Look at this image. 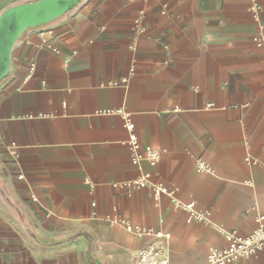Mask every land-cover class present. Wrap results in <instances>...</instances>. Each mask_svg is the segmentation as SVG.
<instances>
[{"label":"crops","instance_id":"crops-1","mask_svg":"<svg viewBox=\"0 0 264 264\" xmlns=\"http://www.w3.org/2000/svg\"><path fill=\"white\" fill-rule=\"evenodd\" d=\"M21 1L0 0V10ZM259 4L253 17L249 0H83L21 36L0 82V264H134L148 244L169 264H205L226 246L221 231L257 227ZM117 109L138 142L159 152L156 166L130 162L128 131L110 113ZM142 173L173 195L132 186ZM173 201L194 202L206 216L188 222ZM120 220L170 238L138 237ZM234 264H264V254Z\"/></svg>","mask_w":264,"mask_h":264},{"label":"built area","instance_id":"built-area-1","mask_svg":"<svg viewBox=\"0 0 264 264\" xmlns=\"http://www.w3.org/2000/svg\"><path fill=\"white\" fill-rule=\"evenodd\" d=\"M248 10L253 17H255L261 10L259 0H249ZM142 17L143 12H139L134 18L133 26L135 31L139 30ZM253 42L257 47H264V38L260 35L255 36ZM108 85L118 86L119 84L118 82H111ZM110 113H115L121 116L124 128L128 131V139L124 144L129 151L130 162L137 167L138 170L141 160H145L150 167L156 166L160 160L159 152L149 145H141L138 142L134 134V125L131 122L129 115L124 113L121 109L110 111ZM198 169L201 171H207L208 167L199 164ZM244 184L248 186L252 185L249 180H245ZM132 186L135 188L149 189L153 198H159L161 195L172 196L174 193L163 185L150 183L149 174L147 173H142L137 179L133 180ZM173 208L185 211L188 214V222H201L206 216V213L195 211L194 202L181 204L180 202L173 201ZM250 210L255 212L254 221L256 222L257 227L246 236H240L235 232L221 231V234L226 241V246L223 249L210 250L205 264H234L243 260H248L259 253L264 254V214L257 213V207L255 204H252ZM120 223L127 231L135 233L138 237L153 236L157 239L170 238L169 234L154 232L152 229H144L140 231L137 227L134 228L124 220H120ZM134 264H169V262L153 244H148L138 251Z\"/></svg>","mask_w":264,"mask_h":264},{"label":"water","instance_id":"water-1","mask_svg":"<svg viewBox=\"0 0 264 264\" xmlns=\"http://www.w3.org/2000/svg\"><path fill=\"white\" fill-rule=\"evenodd\" d=\"M83 0H24L0 11V82L9 74L12 51L21 36L73 12ZM0 182V192H2Z\"/></svg>","mask_w":264,"mask_h":264},{"label":"trees","instance_id":"trees-1","mask_svg":"<svg viewBox=\"0 0 264 264\" xmlns=\"http://www.w3.org/2000/svg\"><path fill=\"white\" fill-rule=\"evenodd\" d=\"M79 234H77L76 236H78Z\"/></svg>","mask_w":264,"mask_h":264},{"label":"rangeland","instance_id":"rangeland-1","mask_svg":"<svg viewBox=\"0 0 264 264\" xmlns=\"http://www.w3.org/2000/svg\"><path fill=\"white\" fill-rule=\"evenodd\" d=\"M1 11V10H0Z\"/></svg>","mask_w":264,"mask_h":264}]
</instances>
